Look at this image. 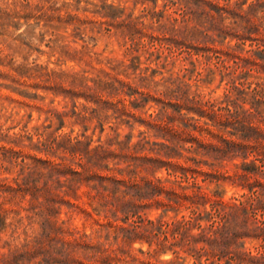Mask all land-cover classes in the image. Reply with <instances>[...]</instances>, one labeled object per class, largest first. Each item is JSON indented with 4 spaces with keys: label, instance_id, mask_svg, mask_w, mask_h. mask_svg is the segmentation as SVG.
<instances>
[{
    "label": "rangeland",
    "instance_id": "1",
    "mask_svg": "<svg viewBox=\"0 0 264 264\" xmlns=\"http://www.w3.org/2000/svg\"><path fill=\"white\" fill-rule=\"evenodd\" d=\"M182 1L0 0V215L4 221L0 225V264H67L66 258L77 264H102L88 249L75 246L67 255L61 246L63 240L92 234L98 227L96 215L81 208L87 206L90 186L77 176L69 182L68 166L92 174L106 171L104 164L124 167L131 161L142 162L135 169L137 178H174L164 165L157 163L146 170L142 161L144 156L158 155L149 148L157 146L153 141L167 142L147 124L148 114L162 109L157 99L170 85L165 80L180 77L187 82L183 87L187 95L199 93L202 99H220L226 86L218 71L208 73L215 68V57H204L202 50L189 53L160 38L161 24L191 27L196 23L195 19H175ZM251 1L241 7L247 8ZM253 17L264 28V5L256 8ZM219 21L228 26L243 22L226 12ZM208 24L199 27L205 29ZM207 32L215 38L207 44L219 47L236 42L230 34L218 35L214 28ZM241 46L262 47L249 38ZM251 72L264 77V70ZM165 110L177 114L172 106ZM185 114L198 117L192 111ZM173 123L183 125L179 118ZM195 132L204 140L211 139L205 130ZM142 137L149 141L145 147L134 146ZM76 138L81 140L80 149L102 144L114 156H105L101 164L89 161L81 157V151L70 148ZM215 161L214 165L203 164L204 168L228 175L240 157ZM197 181L209 192L217 189L224 199L240 197L246 190L228 177L220 178L217 185L216 180H202L199 174ZM18 182L24 184L18 187ZM143 211L150 218L163 214L170 219L188 214L189 208L164 211L152 203ZM109 233L108 239L103 238L106 250L102 252L109 254L112 264H161L170 258L173 261L167 264H192L194 260L184 252L185 257H174L171 250L155 251V242L145 237L126 243L113 236L112 227ZM256 244L258 240L246 239L245 246L255 250Z\"/></svg>",
    "mask_w": 264,
    "mask_h": 264
},
{
    "label": "trees",
    "instance_id": "2",
    "mask_svg": "<svg viewBox=\"0 0 264 264\" xmlns=\"http://www.w3.org/2000/svg\"><path fill=\"white\" fill-rule=\"evenodd\" d=\"M182 2L181 9L177 11L180 16L175 19H195L196 23L191 27L161 24L158 26L160 38L184 47L189 53L202 50L204 57H215V68L208 73H220L221 80L226 83L224 93L220 99H202L199 93L188 96L183 89L186 81L180 77L165 80L170 85L161 91L163 96L157 99L162 103V109L150 112L147 124L162 134L167 142L153 141L152 144L157 146L149 148L158 155L144 156L142 161L146 170L153 169L157 163L164 165L168 174L174 176L172 180L143 175L141 182L135 169L142 162L135 164L131 161L124 167L104 164L106 171L92 174L84 169L66 167L71 173L69 182L77 176L78 181L89 184V201L81 208L86 213H94L98 224L92 234L80 233L77 238L63 240L61 246L65 247L67 255L73 247L81 246L102 264H112L109 254L102 252L106 250L104 239L110 237L109 228L112 227L113 236L120 237L123 242L130 243L145 237L149 242H155V251L171 250L174 257H185L182 252L192 255V264L202 261L204 264H264V77L251 72L252 69L264 70V28L253 17L256 8L264 3L252 0L243 9L241 4L246 0ZM223 12L239 17L243 22L236 23V26L222 24L219 19ZM207 22L209 24L205 29L199 27ZM208 28L218 30V35L224 32L222 37L230 34L236 42L219 47L207 44L208 40H215L207 32ZM247 38L262 45L260 50L253 47L244 49L241 43ZM245 102L250 103L249 107L244 105ZM167 105L172 106L177 114L166 112ZM183 108L186 109L184 113L181 112ZM190 111L198 117L185 114ZM73 113L81 116L76 110ZM200 117L207 119L201 121ZM178 118L183 125L173 123ZM196 130L207 131L211 139L204 140L196 134ZM81 135H85L84 131ZM186 141L190 142L189 146L183 147ZM148 142L142 137L133 145L143 148ZM80 143L81 140L76 138L70 148L81 151V157L86 156L89 161L94 159L95 163L101 164L105 156H114L112 150L102 144L80 149ZM180 147L211 156L213 160L182 153ZM225 157H240L232 174L225 175L217 169L209 170L203 166L207 163L214 165L215 160ZM78 164L82 166L81 162ZM199 174L202 180H216L217 185L220 178H231L246 190L241 192L240 197L224 199L217 189L212 192L203 189L197 181ZM92 180L93 183H90ZM23 184L18 182V187ZM152 203L163 207L164 211L185 206L189 208V213L170 219L163 218V214L150 218L143 209ZM207 203L208 208L205 207ZM118 218L123 221L117 222ZM2 219L0 215V225L4 223ZM247 238L258 240V244L253 245L255 250L245 246ZM172 261L173 258L166 259L161 264ZM66 262L77 264L76 260L68 258Z\"/></svg>",
    "mask_w": 264,
    "mask_h": 264
}]
</instances>
